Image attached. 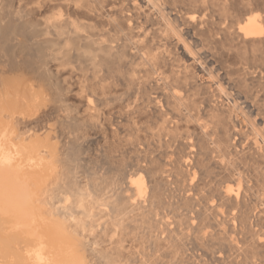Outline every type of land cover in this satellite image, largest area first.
Returning a JSON list of instances; mask_svg holds the SVG:
<instances>
[{
    "label": "bare ground",
    "instance_id": "6f19581e",
    "mask_svg": "<svg viewBox=\"0 0 264 264\" xmlns=\"http://www.w3.org/2000/svg\"><path fill=\"white\" fill-rule=\"evenodd\" d=\"M184 237L264 264V0H0V264H195Z\"/></svg>",
    "mask_w": 264,
    "mask_h": 264
},
{
    "label": "rangeland",
    "instance_id": "374dc122",
    "mask_svg": "<svg viewBox=\"0 0 264 264\" xmlns=\"http://www.w3.org/2000/svg\"><path fill=\"white\" fill-rule=\"evenodd\" d=\"M116 112V110H111L110 111V113L111 114H114ZM59 114V113H58ZM62 113L60 112V115H61ZM54 122H56V120L54 121V120H52V122H50L51 124L52 123H54ZM95 132V133H94ZM96 134V135H95ZM89 140L90 141H88V144L86 143V144H84L83 143V147H84V150H82L81 151V154H80V156L78 157L80 160H81V163H88V164H90L91 162H92V164H90V166H92V165H96L97 164V162H98V164H100V165H98L99 167H103V168H101V169H99V171L100 172H103V169H104V166H102L101 165V163H100V161H102L101 160V147H102V145H103V139H102V134H100L99 135V133L98 132H96V131H91V132H89ZM66 138H67V136H60V140L62 141L63 140V142L64 141H66ZM93 138V139H92ZM101 146V147H100ZM95 147V148H94ZM90 148V149H89ZM100 149V150H99ZM84 151V152H83ZM95 152V153H94ZM86 153V154H85ZM97 153H99V154H97ZM96 157V158H95ZM98 158V159H97ZM99 158H100V161H99ZM87 159V160H86ZM94 159L95 160H97V162L96 161H94ZM85 160V161H84ZM88 161V162H87ZM96 162V163H95ZM93 163H95V164H93ZM166 180H167V187L168 188H170L168 191H170V190H172V191H170V192H168L167 191V194H164L165 196L166 195H168V196H170V199H169V197L168 196H164V198H166V200H167V202H169V203H173L174 202V197H171V195L170 194H173V193H171V192H173V189H174V185L173 184H171L170 183V178L169 177H166ZM108 183H110V181H108ZM170 186V187H169ZM108 188V187H107ZM105 189L104 190V192H103V196H104V198H105V196H106V198L105 199H109L110 197H109V188L108 189ZM108 193V194H107ZM107 195H108V197H107ZM102 196V197H103ZM174 196V195H173ZM110 200V199H109ZM112 200V199H111ZM171 201V202H170ZM127 227V226H126ZM124 228V229H126V230H123V232L124 233H126V234H128L127 235V237H128V239L129 238H131L130 240H132V241H136L137 243L135 244V248L136 249H139L140 247H143V246H146V244L144 243V242H146V234L145 233H147V231L146 230H143V229H140V230H137V229H132L131 228V230H129V228L130 227H128V228ZM134 232H133V231ZM133 233H132V232ZM136 231V232H135ZM139 231V232H138ZM140 231H141V233H140ZM138 233V234H137ZM134 234V235H133ZM134 236V237H133ZM142 237H143V239H142ZM185 238V240L184 239H182L184 242H182V247L180 246V250L178 249L177 251H178V253L180 254V256H181V258H185L184 260H186V259H188V258H190L189 259V261H191V262H193V263H195V264H204L203 262H201L202 261V256H201V252L202 251H200L201 250V247L200 246H198V247H200L199 249L197 248V246L193 243V241H191V239H189V238H187V237H184ZM189 239V240H188ZM139 240V241H138ZM145 240V241H144ZM188 240V241H187ZM143 241V242H142ZM139 242V243H138ZM140 242H142V243H140ZM187 243H189V244H187ZM185 244V245H184ZM193 244H194V246H193ZM193 246V247H192ZM186 247V248H185ZM163 249H162V251H164V249L166 248H164V247H162ZM185 248V249H184ZM141 249V248H140ZM171 249V248H170ZM189 249V250H188ZM193 249V250H192ZM194 249H195V251H197V252H195L194 251ZM198 249V250H197ZM161 252V251H160ZM160 252H156L155 253V255H153V258L152 259H155L156 258V260H157V264H162V263H164V264H171L174 260H173V258H167V257H163L162 255H161V253ZM184 253V254H183ZM186 253V254H185ZM183 254V255H182ZM193 254H195V255H193ZM198 254V255H197ZM200 255V256H199ZM195 256V257H194ZM197 256H199L198 258H197ZM173 257V256H172ZM202 259H201V258ZM195 259H197V260H195ZM201 259V260H200ZM164 261V262H163ZM167 262V263H166ZM197 262V263H196Z\"/></svg>",
    "mask_w": 264,
    "mask_h": 264
}]
</instances>
